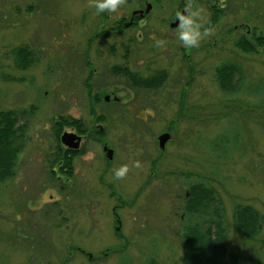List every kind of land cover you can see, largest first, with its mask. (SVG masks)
Listing matches in <instances>:
<instances>
[{"label": "rangeland", "instance_id": "374dc122", "mask_svg": "<svg viewBox=\"0 0 264 264\" xmlns=\"http://www.w3.org/2000/svg\"><path fill=\"white\" fill-rule=\"evenodd\" d=\"M93 5L0 0V112L13 113L4 133L19 144L9 177L0 173V264H184V227L205 224L215 236L217 221L226 255L264 259V230L251 240L235 221L238 207L264 216V0ZM189 5L211 33L198 47L171 27ZM242 40L256 53L238 48ZM226 63L242 69L236 93L219 87ZM124 68L144 82L167 78L135 87ZM65 132L82 138L78 149L62 143ZM196 183L209 203L192 218L189 200L207 197L194 198Z\"/></svg>", "mask_w": 264, "mask_h": 264}, {"label": "trees", "instance_id": "16d2710c", "mask_svg": "<svg viewBox=\"0 0 264 264\" xmlns=\"http://www.w3.org/2000/svg\"><path fill=\"white\" fill-rule=\"evenodd\" d=\"M220 16V15H219ZM218 16V17H219ZM217 18V17H216ZM258 39H260L262 43H264V36H260ZM248 41L242 40L238 41L236 43V46L238 48H242L243 51H245L248 54H253L255 52V47L253 44L249 45ZM127 68L123 69L124 75H126L127 78H130L131 81H133L136 85L132 86H139L137 84H149L148 86H155L157 87L160 83L163 82L164 78H167V71H163L158 76V73H155V79L153 82H144L146 78H143L144 80L135 79L134 75L128 70ZM218 84L220 89L225 93H236L240 89L243 88V75H242V69L238 68L234 64H222L218 69ZM139 77L137 74L135 75ZM151 76V75H150ZM240 76L238 79L237 84V77ZM135 80V81H134ZM264 81H259L258 88L256 89L258 93L260 91L264 95V90L262 87H260V84H263ZM141 87V86H140ZM263 97V96H262ZM13 114L11 111H1L0 112V145L6 146L3 148V151L8 149V147H13V154L8 156V153H3L1 155L3 158L1 159V166L3 167V170H1V175H6L9 177L10 172L13 169L14 166V156L16 153V149L19 147V144L17 141L15 142V137L12 135V133L9 134V140L11 142H8L4 130H10L12 131L13 128V120L11 117L9 118V115ZM64 117V120L67 121L70 124H75L77 121L73 117ZM14 118V117H12ZM16 120H14L15 122ZM6 123L8 125H11L9 127H5ZM78 123V122H77ZM83 131V130H81ZM3 141V142H2ZM6 144V145H4ZM9 150V149H8ZM11 167V168H10ZM6 179V178H3ZM4 181V180H2ZM192 189V195L195 198V194L198 193V191H204L203 195H206L207 197L203 199V201L198 202L197 199H194L192 201L189 200V203H191L190 208L187 209V213L189 216L193 217H199L207 208V205L209 203L208 194H210V191L208 190L207 186L204 184H194L191 186ZM202 195V196H203ZM201 197V195H200ZM211 201V200H210ZM235 221L236 226L241 231L245 233V237L248 239H256L260 233L264 230V216L260 214L257 210H255L252 207H238L235 210ZM220 221H217V226L215 223V227H217V232L214 235L211 234L209 227H206L204 224H197L192 223L188 226L184 227L183 230V236H181L182 243L186 245L187 247V253L186 257L184 258V264H264V259L261 257L262 255H257L256 253H243V252H230L226 255V239L227 234L224 230L222 224H220ZM212 226V225H208ZM123 264H126V262H123ZM146 264H156V262L152 263L150 260L146 262Z\"/></svg>", "mask_w": 264, "mask_h": 264}, {"label": "clouds", "instance_id": "9594fccd", "mask_svg": "<svg viewBox=\"0 0 264 264\" xmlns=\"http://www.w3.org/2000/svg\"><path fill=\"white\" fill-rule=\"evenodd\" d=\"M124 0H94V7L97 13L107 10L109 13L115 12ZM202 9L191 5L187 6L184 12L177 11L176 17L179 21L177 25L178 39L186 47H198L203 37L210 35L209 29L201 31L202 25L199 23ZM159 43V42H158ZM134 167H140L139 162H134ZM128 173V165L124 164L113 170V176L119 180Z\"/></svg>", "mask_w": 264, "mask_h": 264}, {"label": "water", "instance_id": "95a60500", "mask_svg": "<svg viewBox=\"0 0 264 264\" xmlns=\"http://www.w3.org/2000/svg\"><path fill=\"white\" fill-rule=\"evenodd\" d=\"M150 7V6H149ZM185 10V9H184ZM184 10H182L181 12H184ZM179 21L178 19L176 18V21L174 23L171 24L172 27H177ZM106 100H109V97L106 96L105 98ZM170 138V135L169 134H163L159 137V140H160V146L162 148H164L165 146V143L167 142V140ZM61 140H62V143L64 145H66L67 147H69L70 149H78L79 146H80V142L82 140V138L80 136H78L77 134L75 133H71V132H65L62 137H61ZM105 151L107 152V156L108 158H112L113 156V150L112 149H109L107 146H105Z\"/></svg>", "mask_w": 264, "mask_h": 264}, {"label": "flooded vegetation", "instance_id": "af4514ba", "mask_svg": "<svg viewBox=\"0 0 264 264\" xmlns=\"http://www.w3.org/2000/svg\"><path fill=\"white\" fill-rule=\"evenodd\" d=\"M68 149H70V148H68ZM66 151H67V150H66ZM63 152H65V150H63ZM61 154L64 155L62 152H61ZM56 158H57V157H56Z\"/></svg>", "mask_w": 264, "mask_h": 264}]
</instances>
